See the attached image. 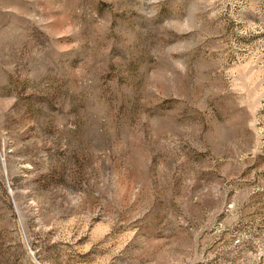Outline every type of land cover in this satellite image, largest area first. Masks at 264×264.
<instances>
[{
	"label": "rangeland",
	"instance_id": "obj_1",
	"mask_svg": "<svg viewBox=\"0 0 264 264\" xmlns=\"http://www.w3.org/2000/svg\"><path fill=\"white\" fill-rule=\"evenodd\" d=\"M0 264H264V0H0Z\"/></svg>",
	"mask_w": 264,
	"mask_h": 264
}]
</instances>
